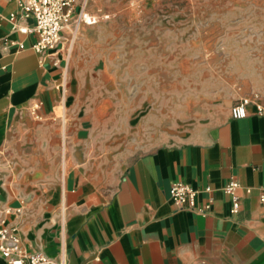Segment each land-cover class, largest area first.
<instances>
[{"label": "crops", "instance_id": "0c3cea01", "mask_svg": "<svg viewBox=\"0 0 264 264\" xmlns=\"http://www.w3.org/2000/svg\"><path fill=\"white\" fill-rule=\"evenodd\" d=\"M86 10L98 20L81 26L69 54L40 55L35 35L18 29L33 18L0 0V207L24 248L67 264H264V97L233 118L236 95L216 122L148 147L119 142L112 122L131 113L105 97L117 96L111 71L145 68L155 48L165 61L149 38L180 0H87ZM122 13L130 44L100 40L102 23ZM231 179L236 213L221 190ZM179 180L213 188L196 197L212 199L207 214L173 203Z\"/></svg>", "mask_w": 264, "mask_h": 264}, {"label": "rangeland", "instance_id": "374dc122", "mask_svg": "<svg viewBox=\"0 0 264 264\" xmlns=\"http://www.w3.org/2000/svg\"><path fill=\"white\" fill-rule=\"evenodd\" d=\"M124 19L102 23L100 40L129 45ZM160 43L163 63L155 48L145 68L111 71L117 96L105 97L131 113L112 122L119 142L148 147L216 122L236 95L264 97V0H180L179 15L166 19L160 38H149Z\"/></svg>", "mask_w": 264, "mask_h": 264}, {"label": "built area", "instance_id": "2783aa9c", "mask_svg": "<svg viewBox=\"0 0 264 264\" xmlns=\"http://www.w3.org/2000/svg\"><path fill=\"white\" fill-rule=\"evenodd\" d=\"M22 17H32L34 23L31 27H19V31L32 33L35 40L31 47L40 55H55L56 51L64 49L70 52V45L83 24H94L98 17L86 10L87 0H14ZM8 19L15 26V13H10ZM67 29L68 36H63ZM64 45H66L64 47ZM21 47H23L21 45ZM257 94L240 97L230 108L233 118L246 115L247 106L256 103ZM260 110V108H259ZM239 183L231 179L221 188L229 197L231 213L239 209V200L236 190ZM259 200L264 204V184L261 186ZM210 186L195 188L183 181H175L169 189L173 203L185 210L201 215L207 214L212 199L197 203L196 197L200 193L210 194ZM11 208L0 207V264H67L64 256L52 257L41 251H28L22 245L20 236L9 221Z\"/></svg>", "mask_w": 264, "mask_h": 264}]
</instances>
